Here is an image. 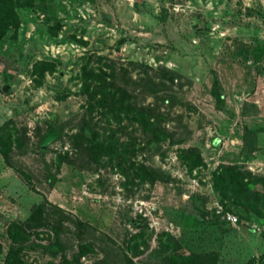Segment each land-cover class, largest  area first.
<instances>
[{
	"label": "rangeland",
	"instance_id": "obj_1",
	"mask_svg": "<svg viewBox=\"0 0 264 264\" xmlns=\"http://www.w3.org/2000/svg\"><path fill=\"white\" fill-rule=\"evenodd\" d=\"M14 11L0 38V126L22 140L10 154L28 177L0 154V264L11 244L24 264H264V0H28ZM86 61L114 69L155 114L156 150L122 113L87 110ZM158 78L162 100L149 92ZM89 118L120 119L117 156H88L74 135ZM10 223L23 230L13 243Z\"/></svg>",
	"mask_w": 264,
	"mask_h": 264
},
{
	"label": "trees",
	"instance_id": "obj_2",
	"mask_svg": "<svg viewBox=\"0 0 264 264\" xmlns=\"http://www.w3.org/2000/svg\"><path fill=\"white\" fill-rule=\"evenodd\" d=\"M26 1L28 0H0V38L5 34L8 28L14 26L16 23L17 18L14 8L25 4ZM101 59L103 58L97 57L98 62ZM89 62L90 61H88L87 65L85 64V66L81 69V83L83 92L86 94L88 101L87 110L89 112L96 111L99 115H110L113 119H117L115 116L117 115L119 117V114L122 113V115L127 117L126 119L130 123L129 125L132 127L135 125V129L138 128L141 130L140 133L144 135L148 143H153L152 148L156 150L158 148V145L155 142L158 138L156 128L153 125L148 127V124L146 123L149 116L155 114L152 112L150 115V110L147 111L146 107L136 106L133 102H131V98H133V93L131 92H133L134 89L126 90L125 87L121 86L117 82V73L114 69L111 68L109 73H106L105 71L94 72V69L91 66L88 67ZM131 82H135V80H132ZM163 83V78H158L156 80L149 79V92L152 88L151 95L155 98H159L160 100H162L161 96L165 95L160 92L162 91L161 88ZM134 84L137 85L136 83ZM140 91L142 90L140 89ZM210 92L215 105L219 107L222 106L224 99L222 93L220 92L218 78L215 75L212 79ZM126 100L127 103H125ZM115 103L117 105L116 108L114 106ZM123 104L124 106L121 108ZM114 108L116 110H114ZM119 120L120 119L116 121V124L113 127H97L95 123L91 124L90 118L83 122L78 134H75L74 136L75 138L79 137V139H77L79 143L85 142L87 144H91L90 150H87L90 158L94 157L98 159V156L101 154H105L109 158L118 155L117 145H111L110 141L119 143L116 138V133L122 131L123 129ZM7 130L8 128L6 125L0 126V154L9 167L13 168L22 176L28 177V173H26L23 169V164L19 162L18 158H13L10 154L12 144H15L18 148L22 140L19 137H11L9 132H6ZM54 132L55 134L60 135V128L59 130H54ZM102 135H104V141L98 139ZM105 141H108V143L104 144ZM44 147L45 146L38 147V160L42 162V168L44 170L43 180L51 185L55 181L56 177L50 172L49 164L44 159L43 153L46 149ZM62 159L63 157L58 154L56 157V163L59 164ZM227 173H230L229 167L222 166L220 172L217 173V179L220 182H223L224 180H221V176ZM234 177L231 176L227 181L232 182ZM16 229L18 232H16ZM7 234L13 243L23 235V230L16 223H10L7 226ZM254 261L255 260L253 258H249L238 264H254ZM258 261L264 262V253L259 256ZM2 264H24L18 255V248L11 244L5 253ZM181 264L195 263L191 260H185L182 261Z\"/></svg>",
	"mask_w": 264,
	"mask_h": 264
},
{
	"label": "built area",
	"instance_id": "obj_3",
	"mask_svg": "<svg viewBox=\"0 0 264 264\" xmlns=\"http://www.w3.org/2000/svg\"><path fill=\"white\" fill-rule=\"evenodd\" d=\"M226 219L230 222V223H234L236 221V217L233 214H227Z\"/></svg>",
	"mask_w": 264,
	"mask_h": 264
}]
</instances>
